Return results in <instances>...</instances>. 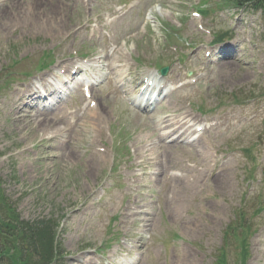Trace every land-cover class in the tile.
I'll use <instances>...</instances> for the list:
<instances>
[{
  "label": "rangeland",
  "instance_id": "rangeland-1",
  "mask_svg": "<svg viewBox=\"0 0 264 264\" xmlns=\"http://www.w3.org/2000/svg\"><path fill=\"white\" fill-rule=\"evenodd\" d=\"M131 1L127 8L117 0H0V79H7L9 71L13 76L36 73L43 49L52 47L56 65L74 62L80 50L104 66L92 87L101 110L94 116H101V122L93 123L82 108L88 100L81 90L71 92L56 109L77 113V127L67 133L77 147L69 160L56 148L54 156L42 159L47 137L37 132L32 119L18 122L12 86L0 91V180L7 203L12 206V201L25 220L51 214L62 218L64 264H212L225 226L240 213L257 228L248 264H264V215L253 216L259 205L264 208V141L256 143L252 125L255 111L264 108V17L248 8L219 11L217 0H208L213 12L205 18L191 15L199 0ZM147 10L152 12L143 23L140 13ZM161 23L181 30L177 41L187 54L183 62L172 43H165ZM220 30L231 34L224 44L233 46L231 56L251 64L245 82L236 77L246 63L206 57V44ZM192 40L202 44L190 51L186 42ZM159 55L171 64L166 77L176 87L184 85L157 106L156 116L171 121L186 114L196 117L194 125L208 127L200 137L202 149L158 140L166 132H158L154 120L129 110L127 100L114 93L118 84L107 69L112 62L128 86L126 70L129 65L133 69L125 60L138 58L149 70ZM143 73L134 74L139 79ZM233 94L243 100L234 102ZM247 146L253 160L244 158L242 148ZM95 149L104 151V158L89 171L85 160ZM204 155L233 161L232 191L219 189L211 180L213 161L200 179ZM160 164L165 171L156 174ZM210 201L219 206L211 208ZM111 241L110 247L101 244Z\"/></svg>",
  "mask_w": 264,
  "mask_h": 264
},
{
  "label": "bare ground",
  "instance_id": "bare-ground-1",
  "mask_svg": "<svg viewBox=\"0 0 264 264\" xmlns=\"http://www.w3.org/2000/svg\"><path fill=\"white\" fill-rule=\"evenodd\" d=\"M231 63L233 62H237V63H243V59L239 58V57H231L230 59ZM249 68L251 69V64L250 63H246L243 68H242V72H240V74L236 77L237 80H239L240 82H245L246 80H248L249 78ZM40 81H46V79L44 77H40L39 79ZM93 83V81H91ZM23 91V90H22ZM28 94V96H32L33 98H38L37 95V91H36V87L35 85H31L28 87L27 90H25ZM91 93V91H90ZM159 99H156L154 101V103L156 101H158ZM150 104L146 103L144 108L146 109ZM16 108L19 109V106H17ZM34 115L36 117V119L38 117H41V123H40V128L38 129L39 131L45 133L49 130H52L53 135L50 136V138L48 139V146H47V151L46 153L42 156V159H47L49 155H52L55 148L53 147V142L56 141V136L58 134H61V136L63 137V135L65 134L69 123L66 121V119L63 120L62 114H60L59 116H52L49 117V112L51 111V107H45L42 104L38 105V107H34ZM98 112V107H95L94 109L90 110L89 113L93 114L91 115V119L94 123V121H99L98 118H96L94 116V114H97ZM22 110L19 109L17 111V114H21ZM25 115L27 114V111L23 112ZM76 113H74L75 115ZM69 116V114H68ZM21 118H24L25 116L22 115L20 116ZM63 120V126H60V122ZM160 124H163L165 126H169L172 128L171 132L169 134L167 133H162L159 135V139H164L167 136L176 134L178 132H180V134L173 138L172 141H178V140H182V141H186L188 142L187 139H185V134L188 131V128H185L186 122H179L176 121L175 123H172L169 121V119H162L159 121ZM255 124L260 126V133L257 135L258 140L261 141L264 139V110L259 111V116L257 117ZM65 141H67V139H65ZM70 142H66L63 145H60L58 147V150L61 152V157L65 158L64 160H69L70 155L74 152V150H77L75 146H70V149L68 150V152H66L64 150V147H66L67 144H69ZM188 146L192 147V148H196V147H201V144L198 140L193 141L191 143L188 144ZM104 158V156L101 154H97L96 152H92L89 159L85 160L87 162V167H89V171L92 169L93 167V163L95 162L96 164L97 159H99V161ZM104 160V159H103ZM208 162V158L206 156L203 157V163L204 165L201 167V174H200V179L204 178L207 176L206 172H205V168H206V163ZM158 172L164 171V166L162 164H160L157 168ZM211 175H212V180L213 183L215 185H217L219 187V189H222L224 191H232L234 188V182L232 180V161L230 159L222 162L220 165H218L216 168H213L210 170ZM208 206H210L211 208L217 207L219 206V203L216 201H210V203H208ZM217 209V208H216ZM264 239V231L262 232L261 235ZM261 254L264 255V241H263V250L261 251Z\"/></svg>",
  "mask_w": 264,
  "mask_h": 264
},
{
  "label": "trees",
  "instance_id": "trees-1",
  "mask_svg": "<svg viewBox=\"0 0 264 264\" xmlns=\"http://www.w3.org/2000/svg\"><path fill=\"white\" fill-rule=\"evenodd\" d=\"M240 4L241 3H247L250 2L253 5L257 6V7H261L262 9H264V0H239L238 1ZM48 224H50L49 222H47ZM51 225V224H50ZM15 226V225H13ZM11 225H7V229H9L10 227H13ZM0 227L4 230L6 227L2 224H0ZM32 227L28 226L27 224H25L24 229L26 230L25 232V236L27 237V240H29L31 242V244H39L40 247H44L42 238H41V234L39 232H35L34 230L30 229ZM47 229L50 228L49 225L46 226ZM28 229L30 231V234L28 233ZM223 257H224V253L220 252L218 259L221 260L220 264H223ZM14 264H24V261H17V259L15 260Z\"/></svg>",
  "mask_w": 264,
  "mask_h": 264
}]
</instances>
